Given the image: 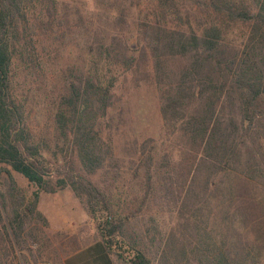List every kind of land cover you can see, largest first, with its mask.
Instances as JSON below:
<instances>
[{"label": "trees", "instance_id": "16d2710c", "mask_svg": "<svg viewBox=\"0 0 264 264\" xmlns=\"http://www.w3.org/2000/svg\"><path fill=\"white\" fill-rule=\"evenodd\" d=\"M127 76L161 127L116 154ZM11 173L68 188L122 264H264V0H0V264H37L26 227L45 221ZM160 183L174 220L147 214L142 238Z\"/></svg>", "mask_w": 264, "mask_h": 264}, {"label": "rangeland", "instance_id": "374dc122", "mask_svg": "<svg viewBox=\"0 0 264 264\" xmlns=\"http://www.w3.org/2000/svg\"><path fill=\"white\" fill-rule=\"evenodd\" d=\"M131 79L127 76L115 88L112 99L113 105L109 110L111 124L117 126L120 132V136L115 143L116 154L121 153L122 148H126L129 142L136 141L139 143L149 138L154 139L160 132L161 122L153 89L143 82L135 87ZM134 170L135 165L125 174L126 177L123 176L124 179L119 181L114 187L122 190H129L131 188L134 190L137 186L136 183L131 184V179H134L132 177ZM11 175L17 187L24 192L27 200H29L34 192L37 194L35 211L45 221L42 223L36 216H32L26 227V230H30L36 236L37 246L40 247L41 254L43 255V258L37 264L41 262L61 264L64 256L70 251L94 240L96 233L93 225L89 219L80 217L82 212H84L82 205L68 188L55 193L38 192L35 191L34 187L28 185L18 174L11 173ZM166 182L169 181L166 180ZM161 183L150 186L149 199L145 203L147 204V208H143L137 214L135 233L142 236V238L146 236L148 238L153 236L156 238L155 234L152 235L151 232L148 234L143 231L146 228L143 226V223L146 222L147 214L157 220L159 229L165 224L169 227V224L172 223L171 221L174 220L175 214L170 215L165 213L171 206L168 203H164V200L161 198L163 194ZM4 184L5 177L0 175V188H3ZM167 187L173 188L172 185H168ZM152 194L154 195L152 196ZM167 197L169 198L170 195ZM135 202L134 206L136 205ZM56 211H59L60 215H56ZM161 230L163 232V229ZM34 248L35 246L31 247L32 250ZM151 248L153 249L154 247L152 246ZM90 252H93V248L85 251L86 254H90ZM8 264H18V262L12 260Z\"/></svg>", "mask_w": 264, "mask_h": 264}, {"label": "crops", "instance_id": "0c3cea01", "mask_svg": "<svg viewBox=\"0 0 264 264\" xmlns=\"http://www.w3.org/2000/svg\"><path fill=\"white\" fill-rule=\"evenodd\" d=\"M56 215H60L59 211H56ZM85 219L86 215L82 212L81 216ZM93 248V252L86 254L85 251ZM119 261L115 260V257L109 254L104 245L98 239H95L81 247L70 251L61 261V264H117ZM119 264H121L119 262Z\"/></svg>", "mask_w": 264, "mask_h": 264}, {"label": "built area", "instance_id": "2783aa9c", "mask_svg": "<svg viewBox=\"0 0 264 264\" xmlns=\"http://www.w3.org/2000/svg\"><path fill=\"white\" fill-rule=\"evenodd\" d=\"M39 264H50V263H48V262H41V263H39Z\"/></svg>", "mask_w": 264, "mask_h": 264}]
</instances>
